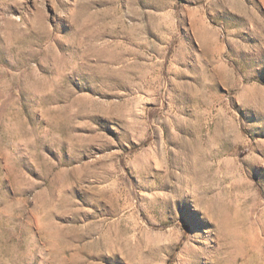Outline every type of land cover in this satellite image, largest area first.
I'll use <instances>...</instances> for the list:
<instances>
[{"label":"rangeland","instance_id":"374dc122","mask_svg":"<svg viewBox=\"0 0 264 264\" xmlns=\"http://www.w3.org/2000/svg\"><path fill=\"white\" fill-rule=\"evenodd\" d=\"M0 264H264V0H0Z\"/></svg>","mask_w":264,"mask_h":264}]
</instances>
